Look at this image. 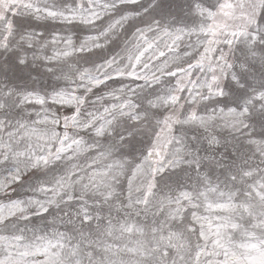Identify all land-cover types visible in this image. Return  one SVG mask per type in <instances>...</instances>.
<instances>
[{"label": "snow or ice", "instance_id": "1", "mask_svg": "<svg viewBox=\"0 0 264 264\" xmlns=\"http://www.w3.org/2000/svg\"><path fill=\"white\" fill-rule=\"evenodd\" d=\"M0 264H264V0H0Z\"/></svg>", "mask_w": 264, "mask_h": 264}, {"label": "rangeland", "instance_id": "2", "mask_svg": "<svg viewBox=\"0 0 264 264\" xmlns=\"http://www.w3.org/2000/svg\"><path fill=\"white\" fill-rule=\"evenodd\" d=\"M80 35H84V33H79ZM34 219H36V222L37 223H40V221H39V219L38 218H34Z\"/></svg>", "mask_w": 264, "mask_h": 264}]
</instances>
